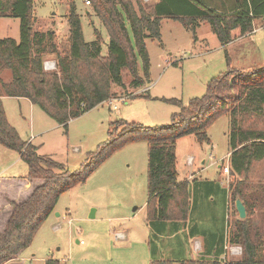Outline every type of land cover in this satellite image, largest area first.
Masks as SVG:
<instances>
[{
    "label": "rangeland",
    "instance_id": "obj_1",
    "mask_svg": "<svg viewBox=\"0 0 264 264\" xmlns=\"http://www.w3.org/2000/svg\"><path fill=\"white\" fill-rule=\"evenodd\" d=\"M68 1L33 0L34 29L53 33L47 37L43 65L53 60L56 67L46 69L44 65L45 70H56L58 55L69 49ZM74 1L85 39H94L97 28L106 54L109 36L92 4ZM142 1L151 5L158 0ZM207 1L219 9L228 2ZM255 27L226 47L207 21H202L194 33L180 20L164 17L163 45L156 38L146 39L150 56L147 76L138 58V72L145 83L132 85L129 70L123 68L124 84H113L111 98L71 118L67 127L27 98L2 96L7 118L21 139L37 145L39 153L63 163L69 172L85 174L83 167L96 160L92 157L95 153L101 148L109 152L83 180L61 193L55 210L40 224L31 242L3 264H46L48 259L58 264H152L160 259L181 264L179 260L183 259L243 257V244L227 241L228 231L236 229V219L240 218L229 187L230 181L239 177L223 168L229 164L227 113L208 124L210 141H200L194 133L177 139V177L188 179L189 186L190 205L184 219L152 217L148 203V142L141 138L113 146L110 131L112 122L119 119L146 126L170 123L181 103L188 104L207 94L213 80L227 71V53L235 67L261 65L264 21L256 20ZM6 36L19 39V17L0 16V37ZM9 77L8 69L0 70V82ZM121 95L127 99L114 100ZM248 121L257 126L264 122L254 118ZM27 172L21 154L0 142V213L8 200L19 199L31 189L24 178ZM253 174L264 175V161L256 163ZM249 187L254 190L256 184ZM255 196L258 200L249 197L246 217L257 242L264 234L263 191L256 190ZM5 220L1 215L0 229ZM258 259L264 263V244L259 246Z\"/></svg>",
    "mask_w": 264,
    "mask_h": 264
},
{
    "label": "trees",
    "instance_id": "obj_2",
    "mask_svg": "<svg viewBox=\"0 0 264 264\" xmlns=\"http://www.w3.org/2000/svg\"><path fill=\"white\" fill-rule=\"evenodd\" d=\"M96 15L105 26L109 41L103 54L102 34L95 28L96 37L86 40L76 2L68 1L70 46L58 55L57 69H44L43 53L52 31L34 29L33 0H0V16L20 19V37H0V70L8 69L11 77L0 82V142L17 150L26 160L29 180H42L21 200H10L3 209L4 227L0 229V264L17 256L32 240L40 224L55 210L63 191L83 180L109 152L101 148L85 165V174L69 172L56 159L38 152V146L21 139L9 122L3 95L27 97L50 117L65 127L68 121L99 103L110 99L113 84L123 85V68L132 77L131 84L145 83L138 72V58L147 76L150 56L146 39L153 37L163 45L161 21L164 17L180 20L194 33L202 21H207L221 44L232 41L238 33L254 30L256 20L264 21V0H228L224 9L207 0H158L145 5L142 0H89ZM224 1H221L223 3ZM228 69L213 80L207 94L180 104L168 124L146 126L119 119L112 122L110 131L113 146L129 140L148 142V192L151 215L158 219H184L190 205L188 180L177 177L176 142L180 136L194 133L200 141H210L208 124L222 113L229 117V172L239 178L229 183L233 200L237 195L246 209L256 190L263 191L264 175H254L256 163L264 161V122L262 126L248 121H264V62L249 68L232 65L227 53ZM248 121V122H247ZM104 153V154H103ZM256 184V189L249 186ZM250 197V198H249ZM258 200V199H257ZM227 241L243 244L245 254L234 260H179L181 264H264L258 259L259 246L253 239L249 219L237 218L236 229L228 231ZM259 242V244H258ZM171 259L153 260L152 264H175ZM46 264H58L48 259Z\"/></svg>",
    "mask_w": 264,
    "mask_h": 264
},
{
    "label": "crops",
    "instance_id": "obj_3",
    "mask_svg": "<svg viewBox=\"0 0 264 264\" xmlns=\"http://www.w3.org/2000/svg\"><path fill=\"white\" fill-rule=\"evenodd\" d=\"M256 28V27H255ZM254 28V29H255ZM252 32V31H251ZM250 33V32H249ZM246 34H248V33H246ZM246 34H243V35H238L237 37H235L232 41H230L229 43L231 44L234 40H236L237 38H239V37H242V36H244V35H246ZM15 38V37H14ZM17 39V38H16ZM229 43H227V44H222V46H228L229 45ZM10 78V77H9ZM8 78V79H9ZM8 79H6V80H8ZM3 96H8V95H3ZM14 97V96H13ZM20 98H27V97H20ZM27 99H29V98H27ZM30 100V99H29ZM31 101V100H30ZM32 105H34V103L32 102L31 103ZM229 154H230V151L228 152V156H229ZM221 166V165H220ZM193 174H190V176H192ZM189 176V177H190ZM25 178V177H24ZM192 178V177H191ZM26 179V184H27V188H29V186H31L30 188V190L28 191V189H27V191H26V194H25V196H23V197H21V198H19V199H11V200H16V201H18V200H21V199H24L30 192H31V190H32V188L34 187V185L35 184H37L36 183V180H29V179H27V178H25ZM38 180V179H37ZM188 180V179H187ZM229 197V196H228ZM10 200H8V202H9ZM228 204H229V201H228ZM1 208H4V209H6V210H8L9 208H10V202L6 205V206H2ZM227 246V245H226ZM20 254V253H19ZM18 254V255H19Z\"/></svg>",
    "mask_w": 264,
    "mask_h": 264
},
{
    "label": "built area",
    "instance_id": "obj_4",
    "mask_svg": "<svg viewBox=\"0 0 264 264\" xmlns=\"http://www.w3.org/2000/svg\"><path fill=\"white\" fill-rule=\"evenodd\" d=\"M84 1H85L87 4L90 3L89 0H84ZM44 65H45V68H46V69H51V68L54 69V68L56 67V65H55V61H53V60H47V61H45ZM116 99L126 100L127 97L121 95V96H118L117 98H114V100H116ZM114 107H117V105H115ZM189 162H192V157L189 158ZM223 168H224V171H225V172H229V164L224 165Z\"/></svg>",
    "mask_w": 264,
    "mask_h": 264
},
{
    "label": "water",
    "instance_id": "obj_5",
    "mask_svg": "<svg viewBox=\"0 0 264 264\" xmlns=\"http://www.w3.org/2000/svg\"><path fill=\"white\" fill-rule=\"evenodd\" d=\"M235 206H236V209L239 213V217L245 218L247 215L246 206H245L243 200L241 199V197L239 195H237V197L235 199ZM57 214H59V212H57Z\"/></svg>",
    "mask_w": 264,
    "mask_h": 264
}]
</instances>
